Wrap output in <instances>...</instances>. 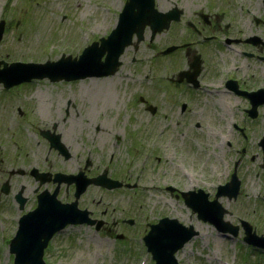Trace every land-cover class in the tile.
<instances>
[{
  "label": "rangeland",
  "instance_id": "obj_1",
  "mask_svg": "<svg viewBox=\"0 0 264 264\" xmlns=\"http://www.w3.org/2000/svg\"><path fill=\"white\" fill-rule=\"evenodd\" d=\"M191 1L197 4L187 8L185 16L193 18L209 5L208 0ZM232 1L241 14L232 29L242 35L236 37L240 42L232 44L233 49L214 47L213 40L197 44L199 37L182 23H172L153 37L146 26L144 37H133L122 52L113 75L98 80V76L56 82L36 79L8 89L0 83V264H16L9 243L18 219L36 206L37 193L51 187L36 184L26 170L47 168L45 158H50L55 160L53 167L62 163L63 172L76 171L78 159L87 152L95 168L110 162L108 175L123 184L112 190L89 185L79 205L89 204L93 215L102 220L101 229L87 224L66 226L44 249L46 264H155L142 238L149 224L163 216L197 230L176 252L179 264H264V251L247 246L242 226L236 237L221 235L181 195L202 188L213 198L217 185L230 179L236 164L237 196L219 197L227 209L224 219L232 224L245 219L264 234V151L258 144L264 132V104L251 117L247 111L251 104L244 95L264 87V47L245 42L253 34L264 40V1ZM124 2L0 0V19L5 20L0 60L44 62L62 54L78 56L86 45L111 31ZM214 28L207 27L206 32ZM219 39L224 45L223 37ZM183 41L194 42L190 48L199 49L206 60L198 89L169 78L183 69V62L175 50L161 51ZM226 77L232 87L220 85ZM67 99L71 105L66 117L104 124L91 136L85 130L69 134L65 146L71 157L64 161L31 125L50 120L55 109L51 103ZM149 105L156 106L157 115ZM4 182L7 192L1 190ZM21 188L27 198L23 208L14 198ZM57 197L64 202L73 199L65 184ZM104 205L107 211L101 214ZM128 218L134 222L129 224Z\"/></svg>",
  "mask_w": 264,
  "mask_h": 264
},
{
  "label": "water",
  "instance_id": "obj_2",
  "mask_svg": "<svg viewBox=\"0 0 264 264\" xmlns=\"http://www.w3.org/2000/svg\"><path fill=\"white\" fill-rule=\"evenodd\" d=\"M173 18H178L176 9L162 11L155 6L154 0H126L116 25L111 31L106 36H101L99 41L95 40L84 47L78 56L63 54L57 60L45 62L12 61L8 63L0 60V64H3L0 67V82H3L5 87H9L33 78L48 77L51 81H57L112 74L120 65V56L131 44L133 37L141 40L146 26L153 37L156 32L168 28ZM4 25L5 20L1 19L0 39ZM250 40L257 43L255 38ZM175 48L174 45L168 46L164 52ZM245 94L251 102V107L247 111L251 117H254L257 114L258 105L264 104V87ZM53 144L65 157H69L68 149L62 142L53 138ZM258 144L264 151V132ZM40 176L41 182L48 180L45 172H42ZM54 180H57L58 184L60 182L70 184L74 181L76 185L74 199L71 202H61L56 197L59 185L51 193L44 190L38 194L37 206L19 218L18 228L9 243V249L14 253L16 264H46L43 258L44 248L54 233L62 230L67 224L86 222L96 224L95 228L98 230L102 220L91 218L87 209L79 208L78 198L91 183L108 189L120 187L123 184L122 181L109 177L106 170L91 178L86 177L82 171L76 174L57 172ZM127 186L132 185L127 184ZM239 186L240 179L235 168L230 180L217 186L214 198L209 199V193L202 188L182 191L181 195L184 202L197 212L199 218L211 222L219 231L236 236L241 225L244 229V241L264 248V235L257 234L249 221L240 219V224H232L224 219L227 209L221 204L219 197L225 195L229 199L235 198ZM1 189L3 192L8 191L6 182ZM170 189L174 188L170 187ZM16 197L22 208L25 199L20 196V192ZM128 222L133 223V220L129 219ZM195 234L197 230L193 225L187 226L175 217L164 216L158 222L150 224V229L143 239L147 249L152 253L155 264H178L175 253Z\"/></svg>",
  "mask_w": 264,
  "mask_h": 264
},
{
  "label": "flooded vegetation",
  "instance_id": "obj_3",
  "mask_svg": "<svg viewBox=\"0 0 264 264\" xmlns=\"http://www.w3.org/2000/svg\"><path fill=\"white\" fill-rule=\"evenodd\" d=\"M208 1H209V5L208 3H206L207 10L206 11L204 10L196 11L194 18H193V16H185V10L187 8L189 9L192 6L196 5L197 3H195L194 1H191V0H154L155 6L163 11L176 9L178 18H173L170 24L172 25V23H174L178 25L182 23L184 26H187L188 28H190V31H192V34L194 35L195 33L196 37H199V41L197 42V44L202 45L204 41L209 42L213 40L214 47L215 45H219V46H222L223 49H227V48L233 49L232 44H236L238 42L236 37H238L239 35L240 37H242L241 34H237V31H233L232 29V26L239 21L238 16L240 17L241 15L240 10H239V5L233 2L232 0H208ZM204 5H205V2H204ZM211 5L217 6L218 9L212 7ZM208 10H213V11H208ZM195 16L197 18H195ZM213 26H215L214 29H211L206 32L207 27L212 28ZM202 37H204V40H201ZM215 37H218L217 40L215 39ZM219 37H223L225 41L224 45H223L222 39H219ZM250 38H255L257 42L259 41L258 43L262 44V46L264 47V40L260 39L259 35L253 34L245 38L246 39L245 42L253 44ZM193 43L194 42L183 41V42L176 44L178 45V47L174 50L176 51L177 54H180L178 57H181V60L183 62L182 63L183 69L177 71V74L175 77H169V78L171 79V81H173L176 84L179 83L180 85L182 83L183 85H186L190 89H198L200 87V82H201L200 77H201L202 71L205 70L206 60L201 55V51L199 49L196 52L194 51L193 48H190L191 44ZM218 50L220 51V48H218ZM214 76L215 74L212 75V77ZM225 80L226 79L222 80L221 86L225 84V85H229L230 87H232L231 80H227V81ZM70 103H71L70 99H67L61 103H57L56 105L51 103V105L55 107V109L51 113V119L45 122H41L38 125H36V123H33L31 125L33 127V131H35L39 137L44 138L48 142L49 148L51 147L55 148L56 155L61 156V158L64 161L71 157V152L68 151L70 155L69 157H65V155L59 149H57L55 145L53 144V138H55L58 142H62L64 145H66L65 138L68 137L69 134L71 133L81 134L84 132L83 130H85L86 131L85 133L90 134L91 136L93 135V132L98 131L100 129V127L102 126L101 123H103L101 121H99L101 123L93 122L90 118L84 119V121L81 123V121L77 119V121L81 123V126L75 127L74 119L66 117L69 112V106L71 105ZM149 106H150L149 109H152V113L154 112L153 115L154 116L157 115L156 106L155 105H149ZM55 113H59V115L53 116V114ZM62 113H65V116L61 117L60 114ZM21 114L23 113H20V115ZM163 117H169V116L165 114L163 115ZM84 154L86 155L83 157L82 160L78 159L77 166L74 169L76 171H71L67 173H76V172L82 171L86 177L91 178V177H95L98 174H100L104 169L109 168L110 162L104 164L102 168L101 167L95 168V164L93 163L92 157H90V152H87ZM79 156L80 155H78V157ZM45 160L46 162H49L47 168H42V169L36 168L37 170L35 171L32 166L28 170H26V172L28 175L31 176V178L36 182V184L41 185L43 183H48L49 185H51L50 188H45L43 190L52 191L58 184V181L54 180L55 173L58 171L63 172V165L62 163H58L55 167H53L55 160H51L50 158L49 159L45 158ZM18 171H19V168H18ZM42 172H46V177H48V180L44 182H41L40 175L42 174ZM21 173H25V170L23 169ZM63 184H65L68 194L72 192V195H73V192L75 190V183L74 182L70 184L61 183L58 186V190H60ZM22 190L23 189L21 188L20 196L23 197L26 202L27 198L22 195V192H23ZM88 190H89V186L86 188L85 191H88ZM17 194L18 192H16V194L14 195V198L16 201H18L16 197ZM37 195L38 193L36 194V196ZM79 201H80V198L78 199V202H77V205L80 208L87 209L89 211V215L92 218L99 219V217L93 215L94 211L88 207L89 205L88 203L80 206ZM94 201L92 205L95 204ZM98 203H101V202L98 201ZM106 211H107L106 205H104V208L101 209V214H105ZM104 223H105L104 225L107 224L106 221Z\"/></svg>",
  "mask_w": 264,
  "mask_h": 264
},
{
  "label": "bare ground",
  "instance_id": "obj_4",
  "mask_svg": "<svg viewBox=\"0 0 264 264\" xmlns=\"http://www.w3.org/2000/svg\"><path fill=\"white\" fill-rule=\"evenodd\" d=\"M105 76H102V78H104ZM91 78H94V79H96L95 77H91ZM98 79H100V77H97V79L96 80H98ZM95 80V81H96ZM40 112H41V110H40ZM74 126L75 127H79V126H81V123L79 122V121H77V120H74ZM81 259H84L83 257H81ZM83 264H87L85 261H83Z\"/></svg>",
  "mask_w": 264,
  "mask_h": 264
}]
</instances>
